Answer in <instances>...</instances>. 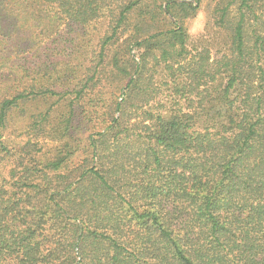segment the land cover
I'll return each instance as SVG.
<instances>
[{
  "label": "trees",
  "instance_id": "1",
  "mask_svg": "<svg viewBox=\"0 0 264 264\" xmlns=\"http://www.w3.org/2000/svg\"><path fill=\"white\" fill-rule=\"evenodd\" d=\"M202 1L0 0V264H264V0Z\"/></svg>",
  "mask_w": 264,
  "mask_h": 264
},
{
  "label": "rangeland",
  "instance_id": "2",
  "mask_svg": "<svg viewBox=\"0 0 264 264\" xmlns=\"http://www.w3.org/2000/svg\"><path fill=\"white\" fill-rule=\"evenodd\" d=\"M213 6L211 5L210 0H203L201 2V6L197 11H191L190 13H185L184 11H181L180 16H179V22L178 24H180L182 27L185 28V30L188 32L189 37H190V44H192V46H200L202 44H204V33H207L206 30V25H208V12L209 10L212 8ZM233 18L236 19V15L233 16ZM135 19H137V17H135ZM162 21H164V24H168L167 21H165V18L163 17ZM173 22L174 19H172ZM136 22V21H134ZM162 26L161 23H158L157 26ZM103 29V26H99V28H97V31L94 33V38H95V42H97L99 40V38L101 36H103V32H101V30ZM152 31H154V28H151ZM217 39L215 41V45L213 46V56H217L218 55V51L221 48V45L223 44L222 42L224 41L223 35L219 34L218 36H216ZM123 42V41H122ZM121 42V43H122ZM120 51L119 45L117 44L116 47L107 50V52L105 53V66H107L108 70H111L113 67H115L114 65V56L115 53H118ZM133 57L135 58V61H139L140 58V54L138 53V51H133L132 52ZM119 57V56H118ZM122 59L123 61H127V55L125 54V49H123V54H122ZM109 63L111 64V68L109 66ZM120 77H110L109 78V83L112 84H116V86L113 87H118L121 88L119 89L120 91L126 87L127 83H128V79L127 77L129 76V72L128 73H122L119 74ZM157 75H155L154 78V82H156V84H161V82H164L165 77L164 78H160V77H156ZM108 91L110 92V89L107 88ZM117 90L116 91V95H115V99H119L122 97V94L120 93V91ZM162 91H165L166 88L162 87L161 88ZM108 98H110V96H108ZM121 100V99H120ZM52 103V101H51ZM64 104V102H63ZM49 105H43L42 110H45L48 108ZM65 110V109H64ZM62 110V111H64ZM26 112L28 114H33L37 112V107L35 105H30L26 108ZM13 120L11 121V125H9V130L6 133L7 137H10L11 139H14L16 141L21 140L22 137H20V134L22 132H24L25 130V126L26 123L23 120L24 116H22V114H20V112L18 114H14L13 116ZM27 134V132H25ZM20 137V138H19ZM26 137V135H25ZM33 138H35L33 136ZM39 146L38 149L41 148L42 150V154L44 155L43 157H46L47 159H51L53 156V152L55 147L58 145L55 141H52L51 138H45V139H39Z\"/></svg>",
  "mask_w": 264,
  "mask_h": 264
}]
</instances>
